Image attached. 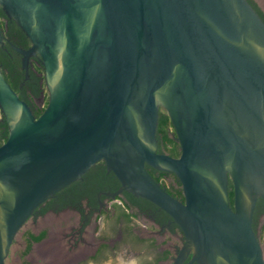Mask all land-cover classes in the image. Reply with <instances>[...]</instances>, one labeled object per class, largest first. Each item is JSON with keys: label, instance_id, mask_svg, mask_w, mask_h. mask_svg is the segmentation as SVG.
<instances>
[{"label": "water", "instance_id": "water-1", "mask_svg": "<svg viewBox=\"0 0 264 264\" xmlns=\"http://www.w3.org/2000/svg\"><path fill=\"white\" fill-rule=\"evenodd\" d=\"M264 14V0H255ZM43 67L35 117L4 79L0 264L33 211L102 161L155 204L196 264H264L251 227L264 199V21L248 0H0ZM5 39L0 28V48ZM158 111L179 155L157 152ZM173 173L183 201L145 168ZM232 184V207L228 183Z\"/></svg>", "mask_w": 264, "mask_h": 264}, {"label": "flooded vegetation", "instance_id": "flooded-vegetation-1", "mask_svg": "<svg viewBox=\"0 0 264 264\" xmlns=\"http://www.w3.org/2000/svg\"><path fill=\"white\" fill-rule=\"evenodd\" d=\"M29 68L37 71L38 85L42 90L38 96L30 90L28 92L33 95L36 107L42 108L47 90L43 67L37 56L29 58ZM172 134L171 127V138ZM100 165L104 166L103 163ZM95 167L91 166L80 179L56 192L33 211L20 233V258L30 257L31 251L38 246L39 264H175L185 241L178 225L166 212L146 199L134 195L128 198L126 191L113 196L119 182L117 179L113 181L106 170L103 179L98 177L93 171ZM167 173L160 183L172 197L183 201L177 177ZM112 184L115 188L110 190ZM230 190L232 184L229 187L228 183V197ZM251 227L264 259V199L261 197L255 200ZM41 232L44 236L39 241L31 240V235ZM28 241H31L30 249L23 254ZM13 243L17 242L14 240ZM191 255V252L184 255L179 264H189ZM32 262L29 264H35Z\"/></svg>", "mask_w": 264, "mask_h": 264}, {"label": "trees", "instance_id": "trees-1", "mask_svg": "<svg viewBox=\"0 0 264 264\" xmlns=\"http://www.w3.org/2000/svg\"><path fill=\"white\" fill-rule=\"evenodd\" d=\"M248 2L252 5V7L256 10L259 16L264 21V14L256 5L253 0H248ZM0 28L1 34L5 39L4 46L0 48V66L1 72L9 84V86L16 92L18 97L27 103L30 107L32 113L35 117H37L47 102V96H45V104L42 108H37L33 95H31L28 90H30L34 96H38L39 92L42 90V87H39L38 80L39 77H36L37 71L35 68L28 69V78L25 79L24 70L21 67V56L11 47L10 44L26 49L29 46V42L26 39L23 32L20 28L10 19H8L4 13L0 10ZM5 48V49H4ZM171 123L167 115L163 111H158V120L157 126L155 130V136L157 140L158 152H166L171 157H177L179 155L178 144L169 136V129L171 128ZM8 134L6 123L0 113V145L5 141ZM103 163L102 161L96 162L94 165L96 166V170H93L97 173L98 177L104 178L105 165H100ZM104 164V163H103ZM146 170L151 175V177L159 183L162 187L163 184L160 183V180L165 178L168 175L165 171L156 170L145 165ZM112 180L116 179L112 172H110ZM110 181V180H108ZM118 181V180H117ZM169 187L173 188L172 184H169ZM229 187H231V182L229 181ZM115 185L112 184L110 186V190L114 189ZM166 192H169L168 189H165ZM133 195L128 192V198H131ZM229 201L231 204L232 201V191H229ZM28 235V233H26ZM44 236V232H41L39 235L33 236L31 235V240L39 241ZM29 240V239H28ZM31 241H28L26 244V248L23 251V254H26L30 249Z\"/></svg>", "mask_w": 264, "mask_h": 264}, {"label": "rangeland", "instance_id": "rangeland-1", "mask_svg": "<svg viewBox=\"0 0 264 264\" xmlns=\"http://www.w3.org/2000/svg\"><path fill=\"white\" fill-rule=\"evenodd\" d=\"M19 237L20 235L16 237L15 241L17 243H13L10 248V252L5 260L6 264H29L31 261L35 262V264H39L41 262V258L40 254H38L37 252L38 246H35L34 249L31 251L30 257H26L24 260L20 258V255H18L21 249V245L18 244ZM102 264L106 263L104 262Z\"/></svg>", "mask_w": 264, "mask_h": 264}, {"label": "bare ground", "instance_id": "bare-ground-1", "mask_svg": "<svg viewBox=\"0 0 264 264\" xmlns=\"http://www.w3.org/2000/svg\"><path fill=\"white\" fill-rule=\"evenodd\" d=\"M41 247H42V246H41ZM41 247H40V248H41ZM44 247H45V246H44ZM45 248H46V247H45ZM42 249H43V248H42ZM42 255H43V254H42Z\"/></svg>", "mask_w": 264, "mask_h": 264}]
</instances>
